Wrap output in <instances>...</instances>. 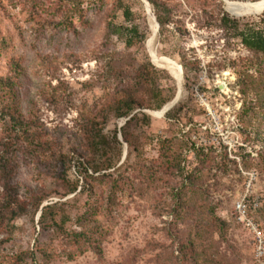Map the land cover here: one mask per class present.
<instances>
[{
	"label": "rangeland",
	"instance_id": "1",
	"mask_svg": "<svg viewBox=\"0 0 264 264\" xmlns=\"http://www.w3.org/2000/svg\"><path fill=\"white\" fill-rule=\"evenodd\" d=\"M157 1L174 9V24L162 34L148 1L0 0V77L14 82L0 88V264H35L31 253L36 264H209L206 255L216 258L212 264L264 262L235 212L247 197L248 215L264 233V171L245 167L262 139L243 124L251 125V115L242 113L230 66L250 53L227 45L216 25L222 10L253 21L264 19V9ZM132 25L145 37L128 47L122 28ZM184 61L198 68L189 81L181 75ZM178 92L170 120L162 108ZM172 95L160 109L149 108L156 96ZM120 99L135 109L116 117L109 107ZM95 118L105 150L89 146ZM83 159L113 164L93 174L99 179L90 180V193L81 192ZM49 205L57 223L65 216L62 227L39 222ZM17 208L16 218L8 217ZM80 231L91 241L77 242ZM192 242V251L182 250Z\"/></svg>",
	"mask_w": 264,
	"mask_h": 264
},
{
	"label": "trees",
	"instance_id": "2",
	"mask_svg": "<svg viewBox=\"0 0 264 264\" xmlns=\"http://www.w3.org/2000/svg\"><path fill=\"white\" fill-rule=\"evenodd\" d=\"M154 9V16L156 21L159 25V33L162 34L165 28H168L169 25H173L174 22L172 21L174 18L173 11L174 9L170 6L169 2H160L157 0H147ZM257 2V0H251ZM75 12H77L75 10ZM123 15L129 21L132 20V12L129 7H125L123 9ZM218 25L219 29H222L225 34L223 35L227 40V45L230 44H240L245 50H247L250 55L247 56H237L234 60H231L230 66L235 70L236 74V85L238 86V92L242 95V113H246L249 120L251 121V125L249 121L243 120V124L245 127H250L254 131V134L261 137V148L257 152V157L252 159L245 167H253V169L262 172L264 171V120L258 127L253 126V118L260 119L261 117L264 118V19L259 18L253 21H244L242 19L233 17L228 14V12L223 11L221 15H219ZM125 29V43L126 45L132 46L135 42L143 41L144 34H139L138 27L136 25H132L130 27L122 28ZM179 29V28H176ZM232 39H237V42L232 41ZM230 40V41H229ZM13 64L17 67V61L13 62ZM183 77L186 81L190 80V73H194L197 71V66L195 67L194 64H189V62L184 61L181 63ZM14 82L11 81L10 77L2 78L0 77V88L10 89L12 88ZM172 97L169 96L167 98H161L156 96V104L153 106H149L150 109H160L163 105H165ZM109 109L115 113L116 117H122L129 115L132 110H134V105L131 102L127 101L126 99H120L114 101L113 104L110 105ZM166 117L170 120L175 119L173 115H171L170 111L165 113ZM247 118V117H246ZM261 120V119H260ZM104 121V118H103ZM14 126H21L22 120H16L14 122ZM15 126V127H16ZM103 126L99 123V118H95L91 125L88 127L87 135L90 141L89 146L93 150L97 149H104L105 150V140L103 135H101V131ZM246 131V129H245ZM89 147V149H90ZM77 152H74V155ZM129 153H127V156ZM68 157V156H67ZM63 161V164L66 162ZM79 165L84 168V175L81 171H79V176L82 179V189L81 192H92L91 190L94 189V185L90 182V180H97L99 179L98 176H94L93 174L97 173L102 169H108L113 164L111 162L106 163L105 161L90 162L88 159H83L82 161L78 160ZM3 164H0V167ZM170 172H175L177 168L175 165L170 164L169 166ZM91 170V173L89 171ZM79 185V180L76 179L73 183L71 188L72 191H75L77 186ZM90 194L87 195V200L85 204L88 202ZM10 207V206H9ZM52 207L44 206L40 210L39 214V222L41 224H46L49 226V223L52 226L62 227L65 223V216H61L60 223H57V214L53 211H49ZM18 208L17 210H11L10 214H8L10 218H16L18 215ZM8 213V212H7ZM7 216V214H6ZM219 222L220 224H224L222 221L219 220L216 216L212 217V223ZM218 226V225H216ZM222 227V226H221ZM75 239L77 242H89L91 241V235L88 231H80L75 232ZM193 250L194 242H192V246L189 247L185 243L182 244V250ZM31 259L36 264V256L34 253H31ZM27 256V255H26ZM209 264H212L216 258L212 255H206ZM215 263V262H214Z\"/></svg>",
	"mask_w": 264,
	"mask_h": 264
},
{
	"label": "built area",
	"instance_id": "3",
	"mask_svg": "<svg viewBox=\"0 0 264 264\" xmlns=\"http://www.w3.org/2000/svg\"><path fill=\"white\" fill-rule=\"evenodd\" d=\"M248 198H242L236 202L235 212L237 219L241 221L253 233L256 249L255 256L261 262L264 258V233L248 215ZM264 264V262L262 263Z\"/></svg>",
	"mask_w": 264,
	"mask_h": 264
},
{
	"label": "bare ground",
	"instance_id": "4",
	"mask_svg": "<svg viewBox=\"0 0 264 264\" xmlns=\"http://www.w3.org/2000/svg\"><path fill=\"white\" fill-rule=\"evenodd\" d=\"M225 3V6L228 10L240 12V13H252V12H258L262 9H264V0L261 2H257L254 5H239V4H233L229 0H223Z\"/></svg>",
	"mask_w": 264,
	"mask_h": 264
},
{
	"label": "water",
	"instance_id": "5",
	"mask_svg": "<svg viewBox=\"0 0 264 264\" xmlns=\"http://www.w3.org/2000/svg\"><path fill=\"white\" fill-rule=\"evenodd\" d=\"M144 3H145V5H149V3L146 1V0H142ZM148 11V10H147ZM154 19H155V21H156V18H155V16H154ZM156 23H157V29H158V27H159V25H158V22L156 21ZM180 66V69H181V75L183 74V72H182V67H181V65H179ZM179 97H180V92H178L177 93V95L174 97V99L170 102V103H168L167 105H165L163 108H162V114H164L166 111H168L171 107H173L177 102H178V100H179Z\"/></svg>",
	"mask_w": 264,
	"mask_h": 264
}]
</instances>
